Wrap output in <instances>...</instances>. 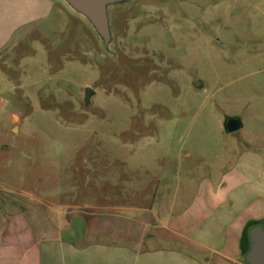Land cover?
Wrapping results in <instances>:
<instances>
[{
    "label": "rangeland",
    "instance_id": "rangeland-1",
    "mask_svg": "<svg viewBox=\"0 0 264 264\" xmlns=\"http://www.w3.org/2000/svg\"><path fill=\"white\" fill-rule=\"evenodd\" d=\"M52 3L9 38L15 9L0 15L1 216L178 209L197 153L210 171L264 143V0H124L108 7V45ZM228 115L243 127L226 132Z\"/></svg>",
    "mask_w": 264,
    "mask_h": 264
},
{
    "label": "crops",
    "instance_id": "crops-1",
    "mask_svg": "<svg viewBox=\"0 0 264 264\" xmlns=\"http://www.w3.org/2000/svg\"><path fill=\"white\" fill-rule=\"evenodd\" d=\"M52 4L0 0V15L15 9L10 20L17 24L7 37L48 15ZM261 109L256 106L257 118ZM196 155L184 173L190 195L178 209L172 198L164 207L155 199L124 210L66 205L52 215H0V264H245L249 230L264 225V143L240 149L231 166L217 161L210 171L199 167L205 156Z\"/></svg>",
    "mask_w": 264,
    "mask_h": 264
},
{
    "label": "water",
    "instance_id": "water-1",
    "mask_svg": "<svg viewBox=\"0 0 264 264\" xmlns=\"http://www.w3.org/2000/svg\"><path fill=\"white\" fill-rule=\"evenodd\" d=\"M77 11L83 13L92 23L96 31L108 45L111 41V26L108 14V7L111 4L124 0H66ZM88 95H92L94 90L89 88ZM223 125L226 132H235L243 127L241 117L237 115L226 116ZM249 236L251 240L250 249L246 254L245 264H264V225L257 224L250 228Z\"/></svg>",
    "mask_w": 264,
    "mask_h": 264
},
{
    "label": "built area",
    "instance_id": "built-area-1",
    "mask_svg": "<svg viewBox=\"0 0 264 264\" xmlns=\"http://www.w3.org/2000/svg\"><path fill=\"white\" fill-rule=\"evenodd\" d=\"M1 92H2V87H1V85H0V94H1Z\"/></svg>",
    "mask_w": 264,
    "mask_h": 264
}]
</instances>
